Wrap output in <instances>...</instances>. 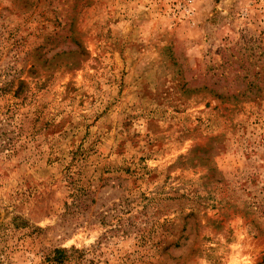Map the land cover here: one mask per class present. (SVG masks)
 Segmentation results:
<instances>
[{
  "label": "rangeland",
  "instance_id": "rangeland-1",
  "mask_svg": "<svg viewBox=\"0 0 264 264\" xmlns=\"http://www.w3.org/2000/svg\"><path fill=\"white\" fill-rule=\"evenodd\" d=\"M0 264H264V0H0Z\"/></svg>",
  "mask_w": 264,
  "mask_h": 264
}]
</instances>
